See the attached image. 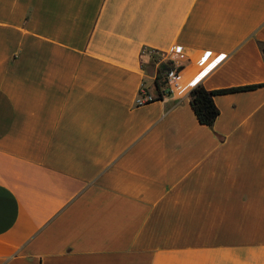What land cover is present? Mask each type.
<instances>
[{"label": "crops", "instance_id": "1", "mask_svg": "<svg viewBox=\"0 0 264 264\" xmlns=\"http://www.w3.org/2000/svg\"><path fill=\"white\" fill-rule=\"evenodd\" d=\"M0 264H264V0H0Z\"/></svg>", "mask_w": 264, "mask_h": 264}, {"label": "built area", "instance_id": "2", "mask_svg": "<svg viewBox=\"0 0 264 264\" xmlns=\"http://www.w3.org/2000/svg\"><path fill=\"white\" fill-rule=\"evenodd\" d=\"M159 53L162 54L165 60L171 62L173 65V69L165 77V91L169 96H175L176 94L188 91L190 92L194 87L199 85L202 78L211 73L225 58L223 54L205 52L199 60H189L182 46H174L168 52ZM199 63L203 64V71L201 74L193 81H185L187 73ZM151 99L152 98L143 89L138 103L143 104Z\"/></svg>", "mask_w": 264, "mask_h": 264}, {"label": "trees", "instance_id": "3", "mask_svg": "<svg viewBox=\"0 0 264 264\" xmlns=\"http://www.w3.org/2000/svg\"><path fill=\"white\" fill-rule=\"evenodd\" d=\"M156 53L159 54L157 51H153L151 49H147L145 51V55L147 58H149L151 61H154L156 57ZM145 69L147 71L146 64L144 65ZM166 81L164 78V85ZM156 87L158 88L160 95L159 99L162 97L161 89L157 81H155ZM256 86H247V87H241V88H231V89H224V90H218V91H208L202 84L197 85L194 87L190 93V99H191V105L195 111V114L199 120V122L206 126H213L215 121L217 120L220 111L218 107L215 104L214 97L217 94H223L233 91H242V90H250L254 89Z\"/></svg>", "mask_w": 264, "mask_h": 264}, {"label": "rangeland", "instance_id": "4", "mask_svg": "<svg viewBox=\"0 0 264 264\" xmlns=\"http://www.w3.org/2000/svg\"><path fill=\"white\" fill-rule=\"evenodd\" d=\"M157 55L158 57L154 61L146 58L147 76L148 80H152L153 78L154 82L158 78L160 89L165 90L164 78L173 69V65L171 62L165 60L161 53H156ZM144 90L147 91L146 87H144Z\"/></svg>", "mask_w": 264, "mask_h": 264}, {"label": "bare ground", "instance_id": "5", "mask_svg": "<svg viewBox=\"0 0 264 264\" xmlns=\"http://www.w3.org/2000/svg\"><path fill=\"white\" fill-rule=\"evenodd\" d=\"M193 68H194V67H193ZM193 68H192V69H193ZM192 69H191V70H192ZM191 70L187 73V75L185 76V79H187V77H188L189 73L191 72Z\"/></svg>", "mask_w": 264, "mask_h": 264}]
</instances>
